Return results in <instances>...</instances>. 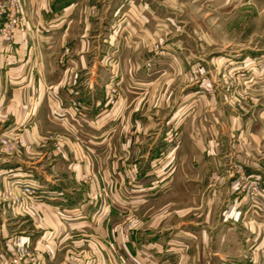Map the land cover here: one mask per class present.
<instances>
[{"label": "crops", "instance_id": "1", "mask_svg": "<svg viewBox=\"0 0 264 264\" xmlns=\"http://www.w3.org/2000/svg\"><path fill=\"white\" fill-rule=\"evenodd\" d=\"M19 2L26 29L0 32V140L20 141L10 154L0 146V187L27 177L42 203H0V264L14 234L44 264H69L71 247L85 264H264V44L231 56L245 68L234 107L224 91L205 93L212 79L179 70V45L175 71L152 72L174 57L147 62L165 32L149 26L147 1ZM120 14L130 21L116 37ZM6 19L0 10V28ZM211 62L198 60L203 73ZM237 168L261 177L257 202L237 189Z\"/></svg>", "mask_w": 264, "mask_h": 264}, {"label": "rangeland", "instance_id": "2", "mask_svg": "<svg viewBox=\"0 0 264 264\" xmlns=\"http://www.w3.org/2000/svg\"><path fill=\"white\" fill-rule=\"evenodd\" d=\"M129 1L132 2L129 7L133 8L139 2L144 4L147 1L158 17L154 21L157 24L149 26L151 28L161 27L165 31L162 41L151 44L149 52L145 55L147 62L153 59L158 62L167 60L166 56H169V47L179 45L181 47V59L183 60V55H187L189 58L186 62L187 68L182 67L179 70L187 73L189 79H205V77L212 79L211 83L206 87V94L214 96L217 92L224 91L227 94L226 99L229 104L234 107H237L245 100L236 94L238 91L235 87L245 74V68L237 65L234 62L235 59L231 56H234L236 54L235 50L239 48L243 47L246 49V47L264 44V0H250V2L243 5L238 3L237 0H126V2ZM15 13H17L16 15L20 22L23 21L22 23L24 24H20L23 25V28L16 31L22 32L26 29V25L21 6ZM127 18L128 16L120 14L112 21L110 27L112 32L116 33V37L120 35L121 28L125 22L128 21L129 23L130 20ZM132 22L135 21L132 20ZM225 50L228 52L226 53ZM223 52L229 54L226 57L229 59L227 62L225 58H221V56L225 57ZM169 53L173 54L174 60L172 58L170 61H166V65L160 69L153 67L155 69L152 72L156 73L158 71V74H169L175 71V62L180 59L174 52L171 53L169 51ZM193 58L195 60H192ZM200 59L213 61L211 62L213 63L211 64V74L203 73V70L198 65V60ZM111 85L109 91L112 90L111 98L113 100L115 85L113 83ZM242 85L245 88L250 87V85ZM173 130L171 129L167 133V139L171 140L177 136L178 130ZM162 155L156 158L157 164L161 162ZM155 170H157L156 166ZM220 177L221 175H219L218 171L211 170L207 179L209 184L214 187L219 182ZM13 194L15 195V192ZM133 219L134 215L132 213L128 217H123L121 227L124 228V225L129 224ZM125 229L127 228L125 227ZM8 246L4 247L5 258L3 264H11ZM109 246L114 248L112 243ZM71 250L69 264H85L86 258L82 254L84 250L74 247H71ZM29 251L30 256L23 258L21 264H32L34 262L35 264H44L37 260L36 255L39 249L29 245ZM35 256L36 259H34ZM120 263L124 264L125 262Z\"/></svg>", "mask_w": 264, "mask_h": 264}, {"label": "built area", "instance_id": "3", "mask_svg": "<svg viewBox=\"0 0 264 264\" xmlns=\"http://www.w3.org/2000/svg\"><path fill=\"white\" fill-rule=\"evenodd\" d=\"M20 7L19 0H8L7 4L0 7L1 11L7 12V19L2 24L0 30L3 34H10L12 28L19 30L23 28V21L17 17L18 8ZM23 24V25H20ZM112 90H110V93ZM70 105L73 109L80 113V105L76 100H71ZM20 143L17 133L15 138L7 139L2 138L0 140L1 151L10 154L16 149ZM236 182L237 189L239 191H245L250 200L254 203L260 198L262 192V180L261 177L254 173H245L241 168L236 170ZM39 186L35 185L29 180V178L19 177L6 179L3 185L0 187V203H7L10 208H18L25 210L31 206L40 205L42 203V196L40 195ZM15 190H19V196H15L13 193ZM8 251L11 256V264H21L23 258L30 256L29 244L24 242L20 235H12L10 238V244ZM120 262H125L122 255L118 256Z\"/></svg>", "mask_w": 264, "mask_h": 264}]
</instances>
